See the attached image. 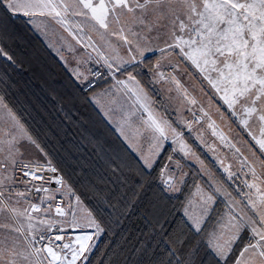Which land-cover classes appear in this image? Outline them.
Instances as JSON below:
<instances>
[{
	"label": "snow or ice",
	"instance_id": "6c2138e0",
	"mask_svg": "<svg viewBox=\"0 0 264 264\" xmlns=\"http://www.w3.org/2000/svg\"><path fill=\"white\" fill-rule=\"evenodd\" d=\"M17 22L121 139L90 192L11 98ZM0 264H264V0H0Z\"/></svg>",
	"mask_w": 264,
	"mask_h": 264
},
{
	"label": "trees",
	"instance_id": "16d2710c",
	"mask_svg": "<svg viewBox=\"0 0 264 264\" xmlns=\"http://www.w3.org/2000/svg\"><path fill=\"white\" fill-rule=\"evenodd\" d=\"M12 47L19 65L7 68L13 102L23 111L29 130L42 144L48 145L46 151L56 154L59 166L71 176L77 189L90 192L93 185L100 183L98 172L101 170L93 151L95 141L98 139L109 150L120 149L118 133L107 127L99 109L83 98L62 62L46 47L41 36L17 22ZM195 147L205 162L216 170L215 163L200 146L195 144ZM189 170L195 177V167ZM154 191L143 190L141 199L135 201L136 207L129 210L131 214L118 229L120 235L109 238L117 246L125 243L126 236L129 246L135 244L138 230L144 229V206L153 198ZM182 201L183 198L172 200L165 211L182 210ZM167 219L172 220L173 216Z\"/></svg>",
	"mask_w": 264,
	"mask_h": 264
},
{
	"label": "rangeland",
	"instance_id": "374dc122",
	"mask_svg": "<svg viewBox=\"0 0 264 264\" xmlns=\"http://www.w3.org/2000/svg\"><path fill=\"white\" fill-rule=\"evenodd\" d=\"M190 71H191V69H190ZM192 84V81L190 80L189 81V86ZM236 126L235 125H233V128H235ZM209 138H210V136H209ZM198 144V143H197ZM199 145V144H198ZM200 146V145H199ZM200 148L204 151V153L205 154H207L209 157H210V159H211V161H213L214 163H215V167H216V170H214V169H212L207 163V165L209 166V169L214 173V174H216L217 176H220V175H222V173L220 172V170L218 169V166H217V164H216V162H215V160L213 159V157H212V154L210 153V152H208L205 148H203V147H201L200 146ZM199 154V153H198ZM202 158V157H201ZM203 159V158H202ZM195 167V166H194ZM195 169H196V167H195ZM187 171H190L189 169H186ZM196 171V170H195ZM200 182H202V181H200Z\"/></svg>",
	"mask_w": 264,
	"mask_h": 264
},
{
	"label": "crops",
	"instance_id": "0c3cea01",
	"mask_svg": "<svg viewBox=\"0 0 264 264\" xmlns=\"http://www.w3.org/2000/svg\"><path fill=\"white\" fill-rule=\"evenodd\" d=\"M66 35V34H65ZM53 39H58V37H52ZM42 39H43V37H42ZM45 43H47V41H44ZM54 52V51H53ZM55 53V52H54ZM56 55V54H55ZM102 103H105V107H107V104H106V102H103L102 101Z\"/></svg>",
	"mask_w": 264,
	"mask_h": 264
}]
</instances>
